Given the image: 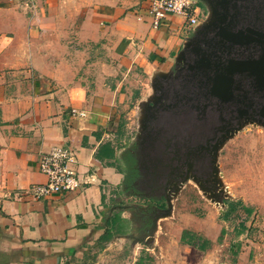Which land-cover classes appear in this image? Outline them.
Listing matches in <instances>:
<instances>
[{"label": "crops", "instance_id": "crops-1", "mask_svg": "<svg viewBox=\"0 0 264 264\" xmlns=\"http://www.w3.org/2000/svg\"><path fill=\"white\" fill-rule=\"evenodd\" d=\"M191 1L199 15L190 27L179 15L154 26L144 0H0V264L81 263L95 241L100 249L107 243L106 252L134 230V218L110 206L122 174L108 118L133 68L151 81L182 64V52L211 17L208 0ZM73 108L86 116L72 115ZM57 144L76 151L90 183L44 198L25 194L45 182L38 157ZM117 211L130 229L100 242ZM168 223L178 226L176 241L193 250L177 264H264V224L260 252L250 258L233 253L234 244L232 254L219 253L213 228L187 213ZM184 230L211 244L201 250L183 243Z\"/></svg>", "mask_w": 264, "mask_h": 264}, {"label": "rangeland", "instance_id": "rangeland-1", "mask_svg": "<svg viewBox=\"0 0 264 264\" xmlns=\"http://www.w3.org/2000/svg\"><path fill=\"white\" fill-rule=\"evenodd\" d=\"M126 78L121 87L123 99L113 106V118H108L113 121L109 126L113 163L122 174L111 193L110 206L131 215L136 221L134 230L106 252L107 243L100 249L102 245L95 241L77 264H136L142 254L143 264H177L182 255L193 252L176 241L178 226L168 223L176 222L182 213L205 224L204 228L209 226V231L213 228L217 234L214 232L212 243L219 253L232 254L229 246L234 244L237 253L243 251L253 258L260 252L257 244L262 242L264 224L260 214L264 207V123L244 121L222 140L214 154L216 172L212 176L206 175L210 172L209 155L202 150L198 155L201 161H196V167L193 165L178 184L181 171L177 166L186 160L193 145L210 133L219 120L218 112L208 107L198 120L185 106H179L174 111H160L151 120L150 112L157 102L155 79L150 81L138 68ZM193 173L208 177L207 181H198ZM242 205L253 208L247 217ZM242 224L245 230L236 234ZM194 234L211 244L206 235Z\"/></svg>", "mask_w": 264, "mask_h": 264}, {"label": "water", "instance_id": "water-1", "mask_svg": "<svg viewBox=\"0 0 264 264\" xmlns=\"http://www.w3.org/2000/svg\"><path fill=\"white\" fill-rule=\"evenodd\" d=\"M208 2L211 17L182 52V64L174 72L156 77L154 82L157 102L150 112L151 120L160 111H174L179 106H185L198 120L208 107L219 115L210 133L193 145L186 160H178V184L186 179L193 165L196 167V161H201L198 155L202 150L209 155L206 161L210 172L206 175L212 176L216 172L214 154L222 140L244 121L264 123V0ZM170 84L178 86L171 92ZM192 157L194 160H190ZM197 174L192 176L207 181L208 177Z\"/></svg>", "mask_w": 264, "mask_h": 264}, {"label": "built area", "instance_id": "built-area-1", "mask_svg": "<svg viewBox=\"0 0 264 264\" xmlns=\"http://www.w3.org/2000/svg\"><path fill=\"white\" fill-rule=\"evenodd\" d=\"M144 12L156 26L168 15L184 17L187 26L198 22L197 7L191 0H144ZM71 114L85 117L83 111L71 109ZM76 151L68 145H54L38 157V169L46 180L43 183H33L26 190L33 198H44L60 192H75L90 183V175H81L78 169Z\"/></svg>", "mask_w": 264, "mask_h": 264}, {"label": "trees", "instance_id": "trees-1", "mask_svg": "<svg viewBox=\"0 0 264 264\" xmlns=\"http://www.w3.org/2000/svg\"><path fill=\"white\" fill-rule=\"evenodd\" d=\"M177 84H170L168 85L169 91H171V88H177ZM231 202L228 201V204H230ZM240 202H237V204ZM233 205H235L233 203ZM241 205V204H240ZM231 206L228 207L226 213L229 212ZM242 210L245 213L246 217L251 213V211L253 210L252 207L250 206H244L242 205ZM106 224L107 226H109L108 228L105 229V231L103 232V234L99 237V241L103 242V241H107L110 238H112L113 235H120V234H125L126 231L128 229H130V222L128 219L124 218L121 216V212L117 211L115 213H113V216L111 219L107 220L106 219ZM245 225L242 224L240 226V228L236 231V234H240L245 230ZM181 241L183 243H186L188 245L194 246L198 249H205L206 247V240L201 239L200 237H198L196 234H194L191 231L188 230H184L182 232L181 235ZM237 247H239V245L237 244ZM145 251V250H144ZM143 253V251H142ZM233 253H236V250H233ZM145 254V253H144ZM143 254L140 256V258L137 260L136 264H143Z\"/></svg>", "mask_w": 264, "mask_h": 264}]
</instances>
